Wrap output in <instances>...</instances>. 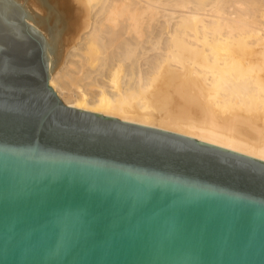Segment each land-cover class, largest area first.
<instances>
[{
  "label": "water",
  "instance_id": "obj_1",
  "mask_svg": "<svg viewBox=\"0 0 264 264\" xmlns=\"http://www.w3.org/2000/svg\"><path fill=\"white\" fill-rule=\"evenodd\" d=\"M89 22L84 0H0V264H264V161L50 87Z\"/></svg>",
  "mask_w": 264,
  "mask_h": 264
},
{
  "label": "bare ground",
  "instance_id": "obj_2",
  "mask_svg": "<svg viewBox=\"0 0 264 264\" xmlns=\"http://www.w3.org/2000/svg\"><path fill=\"white\" fill-rule=\"evenodd\" d=\"M84 1L65 105L264 161V0Z\"/></svg>",
  "mask_w": 264,
  "mask_h": 264
},
{
  "label": "snow or ice",
  "instance_id": "obj_3",
  "mask_svg": "<svg viewBox=\"0 0 264 264\" xmlns=\"http://www.w3.org/2000/svg\"><path fill=\"white\" fill-rule=\"evenodd\" d=\"M6 110V109H5ZM17 111H21V109H16Z\"/></svg>",
  "mask_w": 264,
  "mask_h": 264
}]
</instances>
